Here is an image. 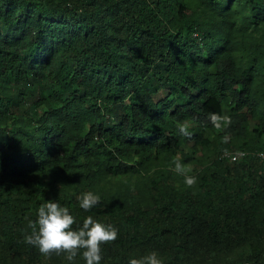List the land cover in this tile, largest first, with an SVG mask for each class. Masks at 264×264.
I'll list each match as a JSON object with an SVG mask.
<instances>
[{
	"label": "trees",
	"instance_id": "1",
	"mask_svg": "<svg viewBox=\"0 0 264 264\" xmlns=\"http://www.w3.org/2000/svg\"><path fill=\"white\" fill-rule=\"evenodd\" d=\"M236 150L264 151V0H0V264L42 255L24 235L46 200L118 229L100 264H264V164Z\"/></svg>",
	"mask_w": 264,
	"mask_h": 264
},
{
	"label": "clouds",
	"instance_id": "2",
	"mask_svg": "<svg viewBox=\"0 0 264 264\" xmlns=\"http://www.w3.org/2000/svg\"><path fill=\"white\" fill-rule=\"evenodd\" d=\"M209 120L217 130H223L232 123L230 116L217 113H210ZM177 127L182 135L190 136L189 125L186 122L179 123ZM229 140L228 135L222 137L223 143ZM260 152L264 153V151L252 153L246 150L225 151L222 156L229 161H237L248 154H254L253 156L264 164L258 156ZM233 155H236V159H232ZM173 164L175 172L183 176L184 184L190 188L194 187L197 178L190 175L193 171L192 167L182 164L180 157H177ZM76 198L84 211H89L100 203V196L92 191L82 192ZM74 225H77V221L68 207L61 206L53 200H46L37 209L35 220H29L28 227L31 233L24 235V241L37 248L46 258H51L53 254L57 256L63 254L71 264H74L77 256H81L85 264H100L101 245L114 242L118 238V229L112 224L98 222L92 216L85 217L82 224L75 228ZM129 264H163V260L159 253L153 250L139 259L131 258Z\"/></svg>",
	"mask_w": 264,
	"mask_h": 264
},
{
	"label": "rangeland",
	"instance_id": "3",
	"mask_svg": "<svg viewBox=\"0 0 264 264\" xmlns=\"http://www.w3.org/2000/svg\"><path fill=\"white\" fill-rule=\"evenodd\" d=\"M157 170H158V168L151 167L148 174L150 176H153V175H155ZM142 174H144V173L142 172ZM137 175L138 174H132V175H127V176H116V177L110 179L108 181V184L106 186L104 184V186L102 188H100L99 190H101L102 192H105L106 194H112L113 197H115L117 199H120L119 194L122 195L124 193L126 187L125 186H121V188H120V187H116L115 185L117 183H122L123 184L124 182H126L128 180L130 182V184H131V188L134 189L136 185H140V182L144 181V176L143 175L142 176L138 175V177H137ZM135 192L137 194L134 195V198H136L137 201H138V199L141 197V195L139 194V189L136 190ZM127 252H129V254H130L129 255L130 256L129 260L131 258H137L133 254L134 251L127 250ZM23 258L21 259L23 262L22 261H20V262L6 261L5 264H71V262H69V261H67L65 259L64 255H62L60 258H58L57 261H54V260H52L50 258H46L43 255H39L38 258H36L35 261H33V262H27L25 260L24 256H23ZM74 264H85V261L82 259L81 256H79L78 258L75 259Z\"/></svg>",
	"mask_w": 264,
	"mask_h": 264
},
{
	"label": "built area",
	"instance_id": "4",
	"mask_svg": "<svg viewBox=\"0 0 264 264\" xmlns=\"http://www.w3.org/2000/svg\"><path fill=\"white\" fill-rule=\"evenodd\" d=\"M258 156L261 158V160L264 161V153L263 152L258 153ZM232 159H236V155H233ZM240 264H250V263L249 262H243V263H240Z\"/></svg>",
	"mask_w": 264,
	"mask_h": 264
}]
</instances>
